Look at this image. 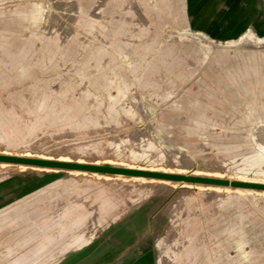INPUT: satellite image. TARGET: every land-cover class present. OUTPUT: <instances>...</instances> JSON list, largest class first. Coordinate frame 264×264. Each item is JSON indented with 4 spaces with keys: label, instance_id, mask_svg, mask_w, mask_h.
I'll use <instances>...</instances> for the list:
<instances>
[{
    "label": "rangeland",
    "instance_id": "1",
    "mask_svg": "<svg viewBox=\"0 0 264 264\" xmlns=\"http://www.w3.org/2000/svg\"><path fill=\"white\" fill-rule=\"evenodd\" d=\"M194 8L0 0V152L264 180V28ZM0 264H264V193L0 164Z\"/></svg>",
    "mask_w": 264,
    "mask_h": 264
},
{
    "label": "crops",
    "instance_id": "2",
    "mask_svg": "<svg viewBox=\"0 0 264 264\" xmlns=\"http://www.w3.org/2000/svg\"><path fill=\"white\" fill-rule=\"evenodd\" d=\"M200 3L207 6L209 20L214 16L217 21L223 22L218 27L199 29V32L213 39L228 40L248 29L257 32L260 27L264 28V0H192L193 9ZM196 12L193 10V13ZM2 49V53L9 59L24 57L21 50L13 53L6 51L3 46Z\"/></svg>",
    "mask_w": 264,
    "mask_h": 264
},
{
    "label": "water",
    "instance_id": "3",
    "mask_svg": "<svg viewBox=\"0 0 264 264\" xmlns=\"http://www.w3.org/2000/svg\"><path fill=\"white\" fill-rule=\"evenodd\" d=\"M0 161H6L11 163H23L29 165H36L40 167H51V168H63V169H80V170H92L101 171L108 173H121L125 175H143L147 177L154 178H164L177 181H187V182H199V183H209L217 185H230L231 187H245L253 189H264V184L254 183V182H244L238 180L229 181L227 179L211 178V177H201L192 175H181V174H170L157 171H147V170H137L129 169L123 167H112L94 164H85L78 162H68L60 161L55 159H44V158H32V157H19L0 154Z\"/></svg>",
    "mask_w": 264,
    "mask_h": 264
},
{
    "label": "bare ground",
    "instance_id": "4",
    "mask_svg": "<svg viewBox=\"0 0 264 264\" xmlns=\"http://www.w3.org/2000/svg\"><path fill=\"white\" fill-rule=\"evenodd\" d=\"M261 147V151L264 154V146H260ZM0 154L2 155H10V156H17V155H12L6 151H2L0 152ZM19 157H32V158H44V159H53L52 157H47V156H32V155H18ZM55 160H60V161H68L70 162L71 160H69L68 158H64V157H57ZM72 162H78V163H85L84 161H82L81 159H78L76 161H72ZM4 163H11V162H6V161H0V164H4ZM20 166H32V167H40V166H36V165H29V164H23V163H17ZM85 164H94V165H103V166H112V167H123V168H129V169H137V170H147V171H157V172H163V173H170V174H181V175H192V174H188V173H180V172H167V171H159L156 169H147L144 167H133L128 165H114L112 162L110 161H106L104 163H98V162H92V163H85ZM51 168V167H48ZM69 170L70 172H77V173H90L92 175H94L95 177L99 178V177H104V176H108V175H115V176H130L131 178H135V179H142V180H159V181H170V179H164V178H154V177H147V176H143V175H125V174H121V173H108V172H101V171H92V170H80V169H66ZM192 176H200V175H192ZM204 177V176H201ZM205 177H211V178H220L223 179L221 177H216V176H209L206 175ZM121 178V177H120ZM229 181L232 180H238V181H244V182H254V183H262L264 184V180L260 179V180H253V179H227ZM174 182H176L177 180H173ZM181 182L183 184H188L190 182L187 181H178ZM195 184H197L198 186H213L216 188H230V185H217V184H209V183H199V182H194ZM236 188L237 190H242V191H252V190H259L260 192L264 193V189H253V188H245V187H233Z\"/></svg>",
    "mask_w": 264,
    "mask_h": 264
}]
</instances>
